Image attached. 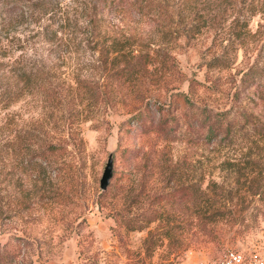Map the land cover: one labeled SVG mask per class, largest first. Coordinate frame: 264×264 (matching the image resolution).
Listing matches in <instances>:
<instances>
[{
    "label": "rangeland",
    "instance_id": "1",
    "mask_svg": "<svg viewBox=\"0 0 264 264\" xmlns=\"http://www.w3.org/2000/svg\"><path fill=\"white\" fill-rule=\"evenodd\" d=\"M228 251L264 262V0H0V264Z\"/></svg>",
    "mask_w": 264,
    "mask_h": 264
},
{
    "label": "built area",
    "instance_id": "2",
    "mask_svg": "<svg viewBox=\"0 0 264 264\" xmlns=\"http://www.w3.org/2000/svg\"><path fill=\"white\" fill-rule=\"evenodd\" d=\"M195 264H264V262L257 258H247L236 251H228L218 258L200 260Z\"/></svg>",
    "mask_w": 264,
    "mask_h": 264
},
{
    "label": "water",
    "instance_id": "3",
    "mask_svg": "<svg viewBox=\"0 0 264 264\" xmlns=\"http://www.w3.org/2000/svg\"><path fill=\"white\" fill-rule=\"evenodd\" d=\"M113 176V156L110 154L108 156L107 162L103 169V173L99 182L100 189L105 191L110 184V180Z\"/></svg>",
    "mask_w": 264,
    "mask_h": 264
},
{
    "label": "trees",
    "instance_id": "4",
    "mask_svg": "<svg viewBox=\"0 0 264 264\" xmlns=\"http://www.w3.org/2000/svg\"><path fill=\"white\" fill-rule=\"evenodd\" d=\"M15 3H16V5H18L17 2H15ZM9 11L18 12L21 10H20L19 6H15V8H13L12 10H9ZM122 76H124V74ZM218 119L219 120L215 121L209 129L210 133L214 134L215 136L220 135L223 131H227V128H223V125H224L223 114H218Z\"/></svg>",
    "mask_w": 264,
    "mask_h": 264
}]
</instances>
